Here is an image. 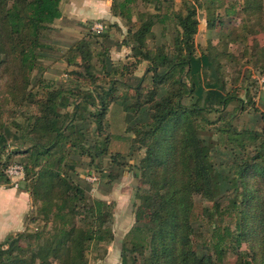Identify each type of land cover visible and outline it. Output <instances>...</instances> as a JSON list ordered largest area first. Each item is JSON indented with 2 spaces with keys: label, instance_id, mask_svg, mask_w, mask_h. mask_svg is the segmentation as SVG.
I'll list each match as a JSON object with an SVG mask.
<instances>
[{
  "label": "trees",
  "instance_id": "1",
  "mask_svg": "<svg viewBox=\"0 0 264 264\" xmlns=\"http://www.w3.org/2000/svg\"><path fill=\"white\" fill-rule=\"evenodd\" d=\"M62 1L0 0V55L11 57L20 68L18 74L2 72L1 79L8 81L0 89V102L6 106L12 101L16 109L11 121L0 119V155L9 157L0 163V178L7 179L0 185L11 183L4 172L7 167L23 165L25 181L34 177L28 192L38 207L30 221L44 222L42 229L26 233L27 226L25 233L0 243V264H89L92 249L97 250L96 260L108 255L105 248L115 240L113 205L88 198L74 172L84 157L110 156L118 162L122 154L112 153L110 145L114 138H125L113 137L104 128L115 104L124 112L127 132L149 141L140 161L141 183L147 189L139 191L135 225L126 235L122 264H226L230 255L235 264H264V127L238 129L222 114L230 98H236L226 93L224 76L227 58L235 56L226 51L214 58L198 54L199 1L184 0L181 10L137 23L133 14L138 0H112L111 14L130 25L124 45L131 50L123 68L108 71L104 78L94 75L86 60L90 44L84 38L70 51L75 52L70 62L82 61L81 71L72 75L77 89L45 83L42 76L32 85L40 66L39 51L46 48L43 31L62 17ZM250 1L240 11L261 14V8ZM207 4L209 13L214 6L224 8V0ZM234 12L224 9L227 16ZM168 20L180 36V51L173 54L166 44L154 45L152 50L146 41L155 38L157 25L164 31ZM216 20L222 25L220 15L208 17L211 30ZM145 62V75L132 85L130 78ZM146 113L149 120L142 122ZM214 113H220L215 120L210 118ZM138 119V125L132 126ZM203 124L216 128L222 144L244 151L253 146V154L232 162V179L225 175L222 180L206 166V145L199 137ZM20 156L23 163L8 162ZM223 181L236 190L226 208L216 196ZM197 199L212 205L203 208ZM225 216L235 218L234 229L218 225ZM207 220L208 236L194 240ZM247 233L249 242L257 241L258 246L241 251ZM24 238L28 245H19Z\"/></svg>",
  "mask_w": 264,
  "mask_h": 264
},
{
  "label": "rangeland",
  "instance_id": "2",
  "mask_svg": "<svg viewBox=\"0 0 264 264\" xmlns=\"http://www.w3.org/2000/svg\"><path fill=\"white\" fill-rule=\"evenodd\" d=\"M121 0H118L119 2ZM184 0H156L154 3L145 4L142 0H138L134 8L133 21L139 22L156 15H164L173 11L181 10ZM198 8L199 32L196 36V44L198 54L207 53L211 58H214L216 53L232 52L234 58H227L228 62L224 76L227 81L226 93H232L236 98H230L229 106L222 114L231 119L233 125L238 129H249L261 131L264 127V0H251L250 3L257 4L261 8L262 13L259 15L241 12L240 9L246 0H224V8L215 10V6L211 8V13L206 11L208 8V0H195ZM235 9L233 15L224 14V9ZM217 14L221 16V23L216 20V28L211 30L208 26V17L214 18ZM116 20H101L92 22L86 28L81 30L75 25L72 27L70 34H66L62 30L61 18L56 20L48 30L43 31L41 41L46 45V48L39 51L41 59L40 66L33 73L31 80L32 85H35L39 77L45 79V83H53L54 86H62L68 89H77L78 84L73 78V74L81 71L82 61L76 59L70 62L69 59L75 52H70L72 48L81 42V39L88 38L87 43L90 44V59H86L91 66L90 69L94 75L99 78H104L106 73L114 69L121 70L127 62V56L130 54V48L124 45L129 35L130 25L126 19L117 18ZM76 23V22H75ZM96 23H102L105 26L103 33H95L92 28ZM165 30L162 25H157L154 28L155 38L147 37L149 47L154 50L156 46L166 44L169 47L170 54L180 51L179 32L175 24L168 20ZM77 28V29H76ZM81 31L82 35L77 32ZM236 41V42H235ZM74 51V50H73ZM0 89L8 81L7 78H2V72H12L18 74L19 66L15 60L5 55H0ZM107 67V70H106ZM113 67V68H112ZM118 67V68H117ZM148 68V63H143L134 76L130 78L132 85L138 84L139 80L145 75ZM4 108V109H3ZM16 109L14 103L10 101L5 105L0 102V119L2 121H11L12 114ZM220 113L211 115V119H217ZM141 121L149 120L146 116H141ZM134 121L132 126H136L139 120ZM109 126L105 125V132H109L113 137L123 136L124 140L113 139L110 145L112 153H121L118 162L114 163L110 156L98 157L93 160L84 157L81 158L76 165L74 179L86 191L88 198L101 199L113 205L114 213V230H117L118 239H115L109 246H106L105 251H123L124 242L127 233L135 225V210L139 204L138 194L140 190H146L147 187L141 183V165L140 161L144 157L145 147L149 141L143 142L134 137L131 132H127L124 112L119 105L112 106L108 114ZM221 125V124H218ZM214 126L202 125L199 130V137L205 142V164L207 167H212L219 174L220 179L224 180L223 176L227 175L232 179L231 174L232 162L240 161L247 157V154H253V146L248 145L247 150H242L237 145L222 144L218 133ZM10 148V147H9ZM9 157L0 155V163H5ZM22 156L10 159L8 162H22ZM1 170L3 169L0 165ZM5 172V171H4ZM96 177L97 181H90ZM227 179V178H226ZM6 177L0 178L1 182H7ZM34 177L29 176L27 181L20 185L21 190L30 191V184ZM228 180V179H227ZM219 190L218 201L222 202V207L226 208L236 194L233 184L223 181ZM11 184V183H10ZM8 184L7 186L12 187ZM221 195V196H220ZM197 203L201 206L211 207V203L205 202L202 199H197ZM38 207H34L33 213L29 217L28 229L26 233H33L37 229L44 227V222L39 219L32 223L30 219L37 216ZM132 219L130 225L121 226L122 219ZM235 219V218H234ZM232 218L224 217L222 222H218L221 227H232L234 223ZM48 229L52 228V223L49 222ZM118 227V229H117ZM200 231L194 237V240H203L208 236L210 225L208 220L203 222V225L198 228ZM22 233H25L23 231ZM21 233V234H22ZM20 234V233H19ZM248 241L242 244L241 251H252L250 247L258 246L257 241L249 242L251 236L247 233ZM19 245H28L26 238ZM98 255L97 250L92 249L89 252V264H97L103 261L96 260ZM235 257L228 256L226 264H235ZM55 264H58L56 262ZM122 264V255L121 262ZM237 264V262H236Z\"/></svg>",
  "mask_w": 264,
  "mask_h": 264
},
{
  "label": "crops",
  "instance_id": "3",
  "mask_svg": "<svg viewBox=\"0 0 264 264\" xmlns=\"http://www.w3.org/2000/svg\"><path fill=\"white\" fill-rule=\"evenodd\" d=\"M111 5L112 0H63L62 23H60L63 32L70 34L74 25L81 30H86L92 22L116 20L111 14ZM77 33L82 35L81 31ZM33 210V200L28 191L0 185V243L10 236L23 232L28 226ZM131 221L132 219L128 217L127 220L122 219L120 224L124 227L130 225ZM117 232L115 230V239L120 238ZM121 255L122 251H108L107 257L97 264H120Z\"/></svg>",
  "mask_w": 264,
  "mask_h": 264
},
{
  "label": "built area",
  "instance_id": "4",
  "mask_svg": "<svg viewBox=\"0 0 264 264\" xmlns=\"http://www.w3.org/2000/svg\"><path fill=\"white\" fill-rule=\"evenodd\" d=\"M105 26L102 23H96L92 30L95 33H103L105 31ZM6 176L10 179L11 185L14 188H19L21 183L25 181L26 170L25 167L21 164H12L5 170ZM96 177L91 178L90 181H97Z\"/></svg>",
  "mask_w": 264,
  "mask_h": 264
}]
</instances>
